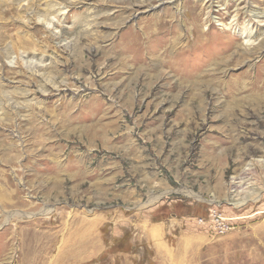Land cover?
Masks as SVG:
<instances>
[{
  "label": "rangeland",
  "instance_id": "obj_1",
  "mask_svg": "<svg viewBox=\"0 0 264 264\" xmlns=\"http://www.w3.org/2000/svg\"><path fill=\"white\" fill-rule=\"evenodd\" d=\"M149 4L0 0V264H264V0Z\"/></svg>",
  "mask_w": 264,
  "mask_h": 264
},
{
  "label": "bare ground",
  "instance_id": "obj_2",
  "mask_svg": "<svg viewBox=\"0 0 264 264\" xmlns=\"http://www.w3.org/2000/svg\"><path fill=\"white\" fill-rule=\"evenodd\" d=\"M142 1H143L144 4H146V7H150L151 6V4H149L150 0H142ZM56 9H57V13L60 14L61 11H62L61 8L57 7ZM51 10H53V9H51ZM53 11H55V10H53ZM254 14L257 15L258 13H254ZM49 15H54V17H50ZM259 16H264V13L259 15ZM46 19L47 20H51V22L52 21H56L55 20V14L47 13L46 14ZM263 21H264V19H263ZM91 26H92V23H89V21H86V23L82 22L81 24L79 23L77 25H74V28H69V26L63 25V28L60 29L61 31L60 32H56V33H60V34L57 35V37L59 38V41L62 43V45L67 46V47H74L73 45H76V42L79 39L81 32H83L85 29H89ZM262 35L264 36V29L263 28L257 30L254 41L257 40V39H260V41H261L262 38H263ZM247 36H252L253 37V35H249V33L247 34ZM42 66H43V64L36 65L35 72H36V75H38L40 78L43 79V82H42L43 85L48 86V84H51L52 85V89L53 88L56 89L57 87L59 88V86H58L59 84L54 79L49 78L48 79L49 81H47V77H45L46 75H44L43 73L39 74L40 71H42ZM64 83H66V82H64ZM258 166H260L262 169H264V159L258 160V162H254L253 161V162L249 163L245 170H248L250 173L256 172L255 170L257 169ZM262 172L264 173V171H262ZM248 180L249 179H244L241 176L236 177L235 181L233 182V189L231 191L232 194L230 196V200H231L230 202L232 204H244L246 202V199L248 198V196L246 195L248 193V191L250 192L249 193L250 195H258L259 196V195L262 194L261 191L264 190V189H259L257 184L253 185V183H255V182H251V181H248ZM247 181L249 182V184L247 185V187H244V185L247 184L246 183Z\"/></svg>",
  "mask_w": 264,
  "mask_h": 264
},
{
  "label": "built area",
  "instance_id": "obj_3",
  "mask_svg": "<svg viewBox=\"0 0 264 264\" xmlns=\"http://www.w3.org/2000/svg\"><path fill=\"white\" fill-rule=\"evenodd\" d=\"M217 206V205H216ZM216 217L218 218L217 219V221H214V216L213 215H211V214H208V217L207 218H205V219H203V218H201L202 219V221H204V222H206V223H210V222H216L217 224V228L219 229V226H220V228H222V226H223V223H222V221H223V217H222V215L221 214H216ZM222 220V221H221Z\"/></svg>",
  "mask_w": 264,
  "mask_h": 264
}]
</instances>
